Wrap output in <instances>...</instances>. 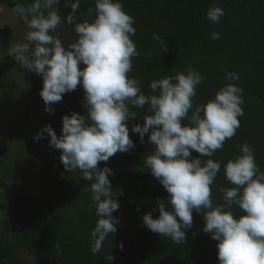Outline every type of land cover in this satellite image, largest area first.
I'll list each match as a JSON object with an SVG mask.
<instances>
[{"label": "clouds", "instance_id": "9594fccd", "mask_svg": "<svg viewBox=\"0 0 264 264\" xmlns=\"http://www.w3.org/2000/svg\"><path fill=\"white\" fill-rule=\"evenodd\" d=\"M58 3L34 0L29 7L16 6L14 10L31 30L26 34L27 43L15 45L10 55L29 72L42 76L39 95L49 113L54 112L52 105L62 101L63 94L78 86L84 90L87 118L73 112L63 117L62 135L58 137L47 125L35 139L47 133L50 146L61 150L65 169H78L83 179L94 181L91 193L98 221L91 232V253H99L104 241L117 232L120 220L113 213L120 208L118 197L123 194L112 188L109 176L114 175L113 170L98 165L117 152L135 147L128 122L135 120L137 113L130 111V106L142 109L147 105L150 114L145 115L142 124H133L131 131L139 134L141 143L148 134V142L155 147L145 158V166L169 196L157 202L158 218H153L151 212L143 216L144 226L175 244L185 243L195 211L203 216V231L218 241L219 264H264V171L256 163L254 149L243 144L240 153L224 165L226 179L234 187L221 188L224 203L215 206L211 186L221 163L200 159L212 157L235 136L241 123L238 117L244 115L243 88L228 83L214 99L196 106L189 115L204 76L190 66L186 72L153 80V94H144L139 81L128 75L133 68L132 58L140 53L131 39L136 32L134 17L124 10L121 0H95V18L79 23L76 12L81 0H68L72 12L66 22L74 25L77 40L67 46L51 34L62 21L54 9ZM224 15L221 6L213 5L207 19L219 24ZM211 36L219 39L220 33L213 31ZM154 38L161 39L156 34ZM225 79L238 80L239 74L225 69ZM193 150L199 157H192ZM233 205L243 214L236 216Z\"/></svg>", "mask_w": 264, "mask_h": 264}, {"label": "trees", "instance_id": "16d2710c", "mask_svg": "<svg viewBox=\"0 0 264 264\" xmlns=\"http://www.w3.org/2000/svg\"><path fill=\"white\" fill-rule=\"evenodd\" d=\"M33 2L0 0L13 11L17 5L29 7ZM121 2L134 17L136 32L131 39L140 53L132 58L133 68L128 75L139 81L144 94H153V80L186 72L190 66L204 80L197 86L189 115L196 106L214 99L226 84L243 88L244 115L238 117L241 123L235 136L227 139L212 157H200L202 162L213 159L221 163L211 186V198L214 206L224 203L220 189L234 187L226 179L224 165L240 153V146L248 143L254 149L256 163L264 171V0ZM213 5L225 11L219 24L207 19ZM90 8L93 11L89 12ZM55 10L62 21L51 34L58 36L65 46L76 42L74 25L66 22L72 12L68 0H59ZM95 16V0H81L76 22L91 21ZM213 31L220 33L219 39H212ZM0 33L11 40L14 37L8 29H0ZM154 34L161 39H155ZM225 69L238 73L239 79L226 80ZM3 76L6 73L0 66V78ZM33 80L40 81V77ZM82 92L83 88L78 86L63 94V98L75 102ZM78 109L87 118L84 102L78 104ZM130 111L137 113L136 119L128 122L135 147L129 152H117L98 165L100 169L107 166L113 170L114 175L109 176L112 188L119 192L116 185L121 183L123 194L118 197L120 208L113 213L120 220L118 230L95 255L90 251L91 232L98 221L91 193L94 181L83 179L78 169L67 171L61 161L55 167L51 157L42 156L32 140L0 154V190L6 196L0 200L4 220L0 230V264H219L218 241L203 231L201 214L193 212V225L181 244L144 226L143 216L151 212L153 218H158L157 202L167 200L169 194L145 166V158L155 147L148 142V134L141 143L139 134L131 131L133 124H142L145 115L150 114L148 106H130ZM73 112L68 110L67 114ZM35 121L44 123L40 116H35ZM57 151L61 156V150ZM192 157H199V153L193 150ZM232 211L236 216L243 214L236 205ZM56 244L59 248L54 247Z\"/></svg>", "mask_w": 264, "mask_h": 264}, {"label": "rangeland", "instance_id": "374dc122", "mask_svg": "<svg viewBox=\"0 0 264 264\" xmlns=\"http://www.w3.org/2000/svg\"><path fill=\"white\" fill-rule=\"evenodd\" d=\"M0 29H8L14 34L11 40L0 33V66L6 73V76L0 78V154L4 150L10 151L17 146L21 147L27 143H24L26 140H32L39 146L41 155L50 156L56 167L61 159L57 149L50 146V136L45 133L39 140L35 137L47 125H51L58 137L62 135L63 117L68 115V110L79 113L78 104L84 102V92L75 102L63 98L62 101L53 104V113L45 111V102L39 95L43 88L42 76L29 72L10 55L15 45L27 43L26 34L31 29L22 16L1 3ZM37 76L40 77V81L34 82L33 78L36 80ZM35 116L42 117L44 123L36 122ZM116 187L118 190L123 188L121 183ZM5 197L0 190V200ZM2 217L0 213V230L4 227Z\"/></svg>", "mask_w": 264, "mask_h": 264}]
</instances>
